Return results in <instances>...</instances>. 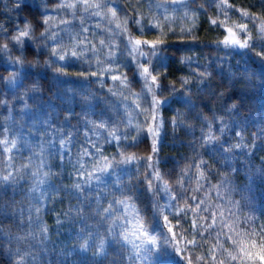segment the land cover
Returning <instances> with one entry per match:
<instances>
[{"label":"trees","instance_id":"16d2710c","mask_svg":"<svg viewBox=\"0 0 264 264\" xmlns=\"http://www.w3.org/2000/svg\"><path fill=\"white\" fill-rule=\"evenodd\" d=\"M228 2L235 8L248 10L258 17L264 15V0H228ZM58 3L59 0H0V24H3L7 30L6 34L0 35V45L8 43V51L0 52V77H8L12 73L18 74L15 87L8 86L4 79H0V101H6V103H0V131L7 129L4 135H7L9 139L17 140V149L10 154H0V174H7V171L15 173V170L21 169V165L24 164L38 165L40 145L43 144L46 149L44 158L51 166V171L58 174L49 180L51 186L70 184L75 177L68 176L72 168L67 162V157L61 164L58 157L49 155L53 150L47 148L48 140L54 136L60 138L61 135L71 132L74 146L70 145V147H72L74 162L75 153L84 143L85 120L97 123L107 121L111 127L124 118L123 105L119 97L113 96L107 90L112 86L111 80L107 76L101 77L104 81L102 86L97 77L89 75L96 70L91 53H86L80 61L55 62V58L51 56V49L57 47V44L51 41L26 38L22 46H13L10 42L9 37L16 34L17 25L22 28L26 20L35 23L36 20L42 19V13H44L55 17L50 31L58 32L64 37L61 41L63 45H70L72 42L68 36L60 31L66 26L60 25L59 21L73 18L66 12L55 11ZM201 3H204V0H197V4L192 7L195 8ZM133 4L139 14L145 17V22L153 16H160L162 20L161 13H164L165 8L168 9L166 15L177 18L171 25L176 28L177 34L169 33L167 36L165 64L168 74L162 78L161 83L165 86L164 96H169L167 85L172 82H175V87L179 91L176 95L169 96L168 103L162 106L160 112L167 121L179 110L185 122L192 126V131L181 127L173 132L171 126L165 124L167 134L162 133L163 142L159 153L161 161L159 167L162 173H166L165 180L175 189L174 182L178 178L179 170L187 163H191L193 158L197 163L203 159L211 165V171L207 174L211 184L218 185L226 179L230 189H235L231 191L235 199L238 198L246 205L249 197L254 198L253 203H250L252 204L250 209L264 214V145L257 140V147L252 149L251 156L236 150V159L231 162V167L224 162L223 155L216 150L219 145L199 146L201 129L207 132L209 124L212 132L220 137V143L225 148L239 142L236 132H242L244 143L251 144L253 134L257 133L258 129L264 128V59L255 55L256 52L264 51V47L261 46L264 45V40L257 39L253 51L217 48L212 42L222 39L225 32L208 23L209 17L214 18L217 15L216 5L204 3L206 11L200 14L194 32L198 39L193 46L186 47L180 42L179 33L180 26H190L187 20L180 19L183 16V10L173 12L166 0H139V3L137 0H131V2L121 0V6L126 9V13L137 16V12L133 11ZM157 4L163 7L158 8ZM45 9H47L46 13ZM126 13L118 9L121 19ZM228 15L231 17L230 25L231 22L248 24L251 26L253 37H256V28L253 27V23L258 26L259 20L250 23L247 19L240 18L238 12H229ZM81 20L92 33H99V29L94 27L97 19L87 18L83 13H79L77 19L73 21L70 29L73 33L79 31ZM101 26L103 27L104 24L102 23ZM128 27L135 36L140 37L139 31L131 21ZM43 30L42 26L35 25V36L38 37ZM156 36L157 32L151 31L140 38L151 40ZM89 38L92 39V36L90 35ZM240 38L243 40L244 35L241 34ZM183 39L189 40L187 35ZM93 42L96 41L93 40ZM183 57H191V62L181 63ZM14 61H23V64L14 63ZM87 61H93L92 67H89ZM120 63L121 70L126 72L132 81L133 90L138 92L141 85L138 78L134 76V68L126 57H121ZM61 67L63 73L57 72L56 69ZM164 70L163 67L160 68L161 72ZM205 70L210 75L203 79L198 73ZM181 77L192 80L186 89H181ZM202 79L203 83L200 82ZM34 87L35 91H33ZM184 91H187L193 107L184 102L185 97L181 94ZM85 97L90 98L88 103L83 99ZM233 103L237 104V108L230 111L229 108ZM117 105H120V110H117ZM204 117H207V120ZM142 119L143 117L134 118L133 124ZM119 127L124 130L123 123H120ZM221 127L225 129L223 134L219 131ZM54 129L59 132H54ZM88 134L98 141L104 149V154L108 156L116 154L118 150H126L127 153H135L138 156H147L151 153L150 137L145 139L142 135L135 147L118 149L116 143L106 144L103 134L94 135L91 132ZM4 135H0V139H3ZM131 135L136 133L132 132ZM193 141H195L194 144ZM8 155L13 157L11 161L8 160ZM146 163V161L140 162L141 173L145 171ZM9 164L14 167H9ZM232 168L237 171L233 172ZM32 170L34 171L35 167ZM21 172L23 173L22 169ZM117 176L122 177L119 186H117ZM133 183L136 182L133 181ZM32 185L33 180L28 177L18 185L8 188L6 192L0 190V205L4 208L0 212V229H2L0 243L4 245L0 264H15L21 258L22 264H80V262L82 264L83 260L80 261V258L85 256L101 258L99 255H94L98 251L101 239L105 241L107 254V248L113 242L107 230L114 216L109 218L104 214L97 215L96 199L102 207H107L108 203L114 199H123L131 195L127 188V175L117 169L114 174L103 177L98 197L93 200L90 208H84V219H70L65 216L69 208L73 209V213L75 212V206L78 203L75 198H70L65 192H52V187L44 185L41 186V190L47 188L55 198H45L41 202L32 198L33 195H38V193H31ZM144 187L140 184L135 189L138 196L135 203L143 210L142 215L151 218V199L144 191ZM207 188L208 184H205V190ZM214 194L215 192L212 193V197ZM164 202L161 198V203ZM36 208L41 209L38 214L35 212ZM121 214L122 209L116 206L114 215ZM29 217L32 218V223L29 222ZM57 219L62 222L60 225L56 224ZM40 225H47L49 228L47 240L39 234ZM186 227H190V224ZM81 229L84 230L82 237L79 235ZM29 233H35V238ZM89 233L91 234L89 243L92 245L89 250L85 253L72 252L73 247L78 248L86 239H89ZM214 242L208 239V245L204 249L197 248L196 254L206 252L207 247ZM228 246L225 244V247ZM9 250L11 258L8 255ZM62 253H71V255L65 256ZM129 254L130 249L119 247L116 264H132V261L127 259ZM136 264L140 262L137 261ZM148 264H154V261L150 260ZM165 264H178L177 256L173 255L165 261Z\"/></svg>","mask_w":264,"mask_h":264},{"label":"snow or ice","instance_id":"6c2138e0","mask_svg":"<svg viewBox=\"0 0 264 264\" xmlns=\"http://www.w3.org/2000/svg\"><path fill=\"white\" fill-rule=\"evenodd\" d=\"M166 3L172 7L173 12L183 10V16L180 19L189 22L190 26L179 27L180 42L184 43L186 47L193 46L198 39L194 32L200 14L206 11L204 3L216 5L217 15L214 18L209 17L208 23L225 32L222 39L212 42L217 48L253 51L256 40H264V15L258 17L248 10L237 9L228 0H204V3L195 8L192 6L197 4V0H166ZM132 7L139 18L127 14L126 9L121 6V0H59L54 10L66 12L73 18L72 20L60 19L59 21L60 25L66 26L60 31L64 32L72 42L67 46L61 43L64 39L63 36L58 32L50 31L55 17L42 13V19L36 20L35 23L26 20L22 28L19 25L16 26V34L9 37L13 46H22L26 38L27 40L51 41L57 44V47L51 49V56L55 58V62L80 61L86 53H91L96 70L90 72L89 75L97 77L102 86L104 81L101 77L107 76L111 80L112 86L107 90L113 96L119 97L123 105L124 118L111 127L107 121L97 123L85 120L84 143L75 153L74 162L72 147H70V145L74 146L71 132L61 135L60 138L54 136L46 142L47 148L53 150L49 155L58 157L61 164L67 157V162L72 168V171L68 172V176L69 178L75 177L70 184L49 185V180L58 174L53 173L51 166L47 164L44 158L46 149L42 144L40 145L39 164L35 166L21 165L23 173L21 169H17L15 173L7 171V174H0V190L6 192L8 188L31 177L33 180L31 193H38V195L32 196L33 199L42 202L45 198L54 199L52 192H65L78 202L75 212L73 213V209L69 208L65 216L70 219H84V208H90L93 200L98 197L103 177L112 175L119 169L128 176L127 188L132 194L123 199H114L108 203L107 207H102L99 200L96 199V214H104L109 218L114 216L107 231L113 242L121 249H130L127 259L132 261V264H136L137 261L140 264H148L150 260H153L154 264H165V261L173 255L177 256L178 264H264V224H259L257 219L252 216H246L241 222L240 217L233 211V209L239 208L240 202L232 201L230 196L227 199L232 207L219 202L226 198V194L221 189L226 187L228 181L225 179L218 185L211 184L207 175L211 171V165L207 161L200 159L197 163L193 158L191 163L182 167L174 182L175 189L165 180L166 173H162L159 167L161 162L159 153L163 142L162 133L167 134L165 124H169L173 132L181 127L192 131V126L185 122L179 110L167 121L160 112L162 106L168 103L169 96H174L179 91L175 87V82H172L167 85L169 96H164L165 86L161 83L162 78L168 74L165 64L168 47L167 36L169 33L177 34L176 28L171 26L177 18L166 15L168 9L165 8L164 13H161L162 20L160 16H153L145 22V17L139 14L134 4ZM157 7L160 8L163 5L157 4ZM118 9L120 12L126 13L123 19L118 15ZM46 12L47 9H45ZM229 12H238L240 18L247 19L250 23L259 20L258 26L253 23V27L256 28V37H253L248 24L231 22L230 25ZM79 13L85 14L87 18L97 19L94 27L99 29L98 34L92 33L89 27H85L83 20L80 21L81 26L78 32L73 33L70 30ZM130 21L136 26L140 37H143L146 32L155 31L157 32L156 38L149 40L135 36L128 27ZM35 25L42 26L44 29L38 37L35 36ZM6 32L3 24H0V35L6 34ZM241 34L245 37L243 40L240 39ZM90 35L92 39L89 38ZM185 35L188 36V41L183 39ZM261 46L264 47V45ZM6 51H8V43L0 45V52ZM255 55L264 59V51L256 52ZM121 57H126L135 70L134 76L138 78L141 85L138 92L133 90L128 74L121 70ZM93 61H87L89 67H92ZM16 62L23 64V61H14V63ZM184 62L190 63L191 57H183L181 63ZM161 67L165 69L164 72L160 71ZM56 71L63 73V68H57ZM80 75H84V73H80ZM198 75L206 79L210 73L205 70ZM0 79H4L8 86L15 87L18 74L12 73L8 77H0ZM203 79L200 81L201 83H203ZM180 81L181 89H186L192 83L191 79L185 77H181ZM35 90L34 87L33 91ZM181 94L185 97L184 102L193 107L187 91ZM83 99L88 103L90 98ZM0 103H6V101H0ZM25 107L28 106L25 105ZM116 107L117 110H120V105ZM236 108L237 104L233 103L229 110ZM138 117H143V119L137 120L133 124V119ZM204 119L207 120V117ZM120 123L124 124V130L119 127ZM224 130L223 127L219 128L221 134L224 133ZM7 131V129H3L0 131V135H4ZM54 132H59V130L54 129ZM89 132L94 135L103 134L105 143H116L118 149L120 147L125 149L135 147L140 142L142 135L145 139L150 137L151 153L147 156H138L135 153H127L126 150H118L114 155H105L103 147L88 134ZM132 132H135L136 135H131ZM235 135L239 137V142L225 148L220 143V137L212 132L209 124L207 132L203 128L201 129L199 146L219 145L216 150L223 155L224 162L231 167V162L236 159V150H241L243 154L251 156L252 149L257 147V140L264 145V128L258 129L257 133L253 134L254 138L251 144L244 143L242 132H236ZM194 143L195 141H193ZM15 149H17L15 138L9 139L7 135H4V138L0 139V154H10ZM193 150H196L195 147ZM12 159L13 157L8 155V160ZM141 161L147 162L143 173L140 171ZM8 166L14 167L11 164ZM33 167H35L34 171ZM45 168L48 170H43ZM232 171L235 172L237 169L232 168ZM121 179V176H117V186ZM140 184L145 186L144 191L151 199V218L142 215L143 210L138 208L135 203L138 199L135 189ZM205 184H208L207 190H205ZM44 185L52 187V192H49L47 188L41 190V186ZM233 190L235 189H229V191ZM213 192L216 194V203L211 202ZM161 198L165 201L164 203H161ZM116 206L122 209L121 215H114ZM3 210V206L0 205V212ZM40 211V208L35 209L37 214ZM29 222L32 223L31 217H29ZM61 223L57 219L56 224L60 225ZM189 224L190 227H186ZM249 225L252 226L249 227ZM117 229L119 230L117 231ZM48 231L47 225L39 226V234L44 240L48 239ZM29 235L35 238L36 234L29 233ZM79 235L81 237L84 235L83 229L80 230ZM88 235L89 239H86L78 248L73 247L72 252L85 253L89 250L92 245L89 243L91 234ZM0 238H2V229H0ZM17 239L21 238L17 237ZM208 239L215 242L207 247L206 252L197 255L195 250L197 248L204 249L208 245ZM225 244L229 246L225 247ZM3 253L4 245L0 243V255ZM8 255L11 258L10 250ZM17 255H19L18 251ZM62 255H71V253H62ZM94 255H106L103 239L100 240L98 251ZM15 264H22V258Z\"/></svg>","mask_w":264,"mask_h":264},{"label":"rangeland","instance_id":"374dc122","mask_svg":"<svg viewBox=\"0 0 264 264\" xmlns=\"http://www.w3.org/2000/svg\"><path fill=\"white\" fill-rule=\"evenodd\" d=\"M248 27H249V29L251 28V26H249V25H248ZM229 189H230V186L228 184H226V187L221 189V191L226 194V198L223 200H220L219 202L227 205L228 207H232V205L228 202L227 197L230 196L232 201H239V199L238 198H237L238 200L235 199L233 192L229 191ZM253 201H254V198H251V197H249L247 199L246 205L243 202L239 201L240 202L239 208L233 209V211H235L237 213V216L240 217L241 222L244 220V218L246 216H252V217L257 219L259 224H263L264 223V214H262V212H254L252 209H250V207L252 205L250 203H253ZM216 202H217L216 194H214L212 197V203H216ZM263 211H264V207H263ZM251 226L252 225H249V227H251ZM118 254H119V245L112 242L109 245V247L107 248V254L105 256H101V258H97V259L93 258L91 256H85L83 258H80V261L83 260L82 264H114V262H117V255ZM77 261L79 262V260H77ZM80 264H81V262H80Z\"/></svg>","mask_w":264,"mask_h":264}]
</instances>
